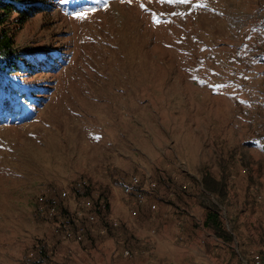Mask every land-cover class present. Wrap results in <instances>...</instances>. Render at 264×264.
<instances>
[{
	"label": "rangeland",
	"instance_id": "1",
	"mask_svg": "<svg viewBox=\"0 0 264 264\" xmlns=\"http://www.w3.org/2000/svg\"><path fill=\"white\" fill-rule=\"evenodd\" d=\"M33 3L39 8L37 13L23 22L17 20V13H12L1 25L12 37L9 51L14 61L10 66L0 59V261L18 263L22 251L28 249L35 251L32 264L49 259L54 264V232L78 245L95 227L105 233L109 227L120 226L119 221L111 224L114 218L110 216V188L98 185L95 172L100 168L115 170L117 156L102 152V147L110 151L109 141L115 140L110 138L118 137L119 128L122 134L132 131L130 107L124 106L120 98L124 93L132 98L145 96L151 94L152 85L157 89L162 83H176L177 90L154 92L188 93L196 102H191L192 111L200 112L210 109L207 105L212 97L215 117L207 120L215 125L206 123L204 115H195L204 139L200 158L187 130L182 140H177L178 156L162 159L165 148L154 149V161H143L147 172L139 168L138 173L129 174L140 178L139 186L146 199L130 205L128 210L132 216L145 208L158 211L162 202L164 206L171 205L164 210L178 214L172 219L173 227H183L181 216L195 220L196 215L203 235H207L213 231L204 226L200 206L215 205L223 227L232 235L227 241L246 245L248 249L240 252L246 264H255L259 259L263 264L264 249L259 243L264 227V72L258 73L259 57L255 52L264 51L259 44L264 28L258 22L252 29L246 24L248 16L264 19V0ZM249 49L255 56L249 59L245 55L250 72L234 71V66L244 67L237 58ZM200 67L214 76L229 74L223 78L230 79V84L222 89L207 85L220 88L212 91L217 96H211L206 88L178 91L182 89L179 83H193L198 73L195 70ZM183 71L190 74L188 78L182 77ZM207 78L214 77L208 74ZM242 80L247 87L232 84ZM162 120L163 117L154 123L155 145L168 147V136H177L178 132H163ZM84 139L94 144L82 145ZM84 148L89 154H84V161L80 155L73 157L76 170L69 179L66 160L59 163L63 170L54 178V155H65L69 149L81 152ZM206 172L224 181V196L200 187ZM116 175L112 171V176ZM117 177L114 183L119 186L128 180L120 174ZM87 186L90 191L86 192ZM63 190H69L71 197L60 198ZM83 197L94 201L95 208L86 210L78 220L72 219L76 201ZM186 197H193L194 203L186 202ZM45 199L47 205H57L56 217L39 212ZM29 210L32 217H28ZM90 212L96 213L95 221L89 219ZM60 220H66L65 224L74 229L77 224L86 228L83 239L64 237ZM152 222L151 226H155L156 219ZM150 232L155 234L156 230L151 228ZM6 245H11L10 249L1 250ZM123 254L131 255L129 247ZM75 256L83 264L82 257ZM93 260L101 259L94 254Z\"/></svg>",
	"mask_w": 264,
	"mask_h": 264
},
{
	"label": "crops",
	"instance_id": "2",
	"mask_svg": "<svg viewBox=\"0 0 264 264\" xmlns=\"http://www.w3.org/2000/svg\"><path fill=\"white\" fill-rule=\"evenodd\" d=\"M257 22L260 23L262 28H264L263 18L262 20H253L250 16H248V23L246 24V28H254ZM226 39H230L229 35L226 36ZM246 43L250 44L251 42L247 41ZM259 44H262V48L264 49L263 35L259 39ZM253 53L254 52L249 49L247 53H244L242 55V57L237 58L239 59L238 61H243L244 67L238 68V66H234L233 70L239 71V69H243V72L247 70L249 73L250 67H246L247 64L245 55H247V57L251 59V57H255L252 56ZM255 53H258V73L261 74L264 72V51L261 50ZM225 57L226 56H224L223 59H225ZM260 65L262 66V68ZM195 71H197L198 73L195 75V80L193 81V83L185 81L179 83L181 84L180 88L182 89L178 91H187L188 89L196 88H198L196 90H200L206 88L208 89V91H210L209 94L211 96H217V94L213 93L212 91L220 90V88L222 89L225 85H228L231 82L230 79L224 80L223 76L227 74L224 72H221L223 75L217 74L216 76H214V74H210L207 69L204 71L203 67H200ZM208 74L213 76L214 78H207ZM188 75H190L188 74V72H184L182 77L188 78ZM209 84H213L220 88L217 87V89H215L207 86ZM232 84H242V87H244L247 83L242 80V82L233 81ZM160 86L161 88L159 89ZM247 86L248 85H246L245 87ZM155 87V85L150 86L149 89H152L150 90L151 94H145V96L139 94L138 97L132 98L124 93V97L120 98L124 106L130 107L129 114L132 118V131L130 132V134H122V129L119 128L120 134H118V137L121 135L122 136L120 139H118V137L110 138L115 139L109 141L110 146L112 145L110 151L107 150L105 146L102 147V152H114L112 154H115L117 156V160L115 162V170H112V167H110V169L100 168L96 171L94 170L98 176V185L110 188L111 195L108 197V201L111 206L110 216L119 221L120 226L114 229L109 227L105 233H102V230L100 231L98 227H95L87 232V237L78 245L76 243L75 245L73 242L63 240L58 234L54 232V264H72L71 262L74 261L76 262V264H79V262L75 260L78 259L75 258V254L82 257L83 264H246L244 258H242L241 256V253L248 249L246 248V245H235V241L233 244L229 243V241L216 237L213 233L209 234V232L207 231V235H203V229L199 227V223L196 221V215H194L196 218L195 220L190 216H181V222L183 219V221H185L183 227H173L172 219H175L176 215L178 214H172L168 209L164 210L169 207L171 208V205L164 206L162 202H159L160 209L158 211L147 210L145 208L144 210L139 211L136 216H132V214L128 210V208L130 207V204L128 202L129 200L122 193V187L119 186V184L114 183V181L118 179V174H120L121 177L125 176L124 179L127 176L126 179H128L129 174L133 173L134 171H137L136 173H138L137 169L139 168H145L147 172L148 167L145 166L146 164L145 162L143 163V161H154V156L156 155V153L153 150L156 148H165L162 159H165L166 156L170 158L172 154L178 156V151L176 150L177 140H182V134L184 130L188 131L190 140H193L195 142L194 145L198 148V152L196 151L198 157L200 158L202 156L204 139H202V136L200 135V128L197 126L198 119L195 115H204L206 123H210L207 119H214L215 116L213 115L215 114L213 111V101L211 99L212 97H210V100H208L210 103L207 106L210 107V109H208L206 112H200V110L198 111L196 109L195 111H192L193 107L191 105V102L194 104L196 102L193 99L189 98L188 93L180 94L177 91H174L172 93L168 92L158 94L159 92H154V90L166 92L172 89L177 90L178 85L176 83H162L158 85L157 89ZM214 99L216 101L218 100L217 97H215ZM156 107H161V109ZM187 116L189 117L187 118ZM162 117L163 120L161 121L162 124L160 127L164 129L163 132L167 131L169 134H171L172 132H178L177 136L167 135L170 144L168 147H166L165 144H162V146L158 147L155 145L154 123L156 119ZM210 125H215V122H211ZM164 141L165 140L163 138L162 142ZM81 144H87L88 146H90L94 143L91 141H86L84 139L83 141L81 140ZM73 145L75 146L74 141ZM180 147L181 149L183 148L182 141ZM82 151L70 152L69 149V152L67 154L62 155L63 157H66V159H63L61 155H54V178H58L59 173H62L63 169H60L61 166L59 163L66 160V171L68 170L67 177L69 179V176L74 173V170H76L73 164V157L80 155L81 160L84 161V154H89V150H86V148H84ZM196 152L194 154H196ZM182 154H184V152H182ZM75 163L77 165L78 161H75ZM201 165L202 164H200L199 166ZM108 171H110L109 174H107ZM112 171L116 172L117 175L112 176ZM127 172L128 174H126ZM113 178H115V180H113ZM200 187L204 190L202 180H200ZM205 192L208 191L205 190ZM122 195L124 197V200L122 198ZM187 198H189V200H187ZM196 198H198V196H196ZM183 199L186 202L191 203H194L192 201L195 200L193 199V197H186ZM173 201V203H176L175 200ZM180 202H182V200ZM206 208L207 207L201 208L200 206L199 214L201 217H203V219ZM29 211L30 213H28V217H32L31 210ZM190 215H193V213H190ZM154 219H156L155 226H151V224L154 223L152 222V220ZM151 228H154L156 230L155 234L150 232ZM260 236L262 237V243L259 244L260 247L264 249V227L260 231ZM200 241H203V243H200ZM10 247L11 245H6L1 250H7L10 249ZM126 247H129L131 251V255L128 257L123 254V250ZM28 251V249L22 251L23 256L21 258V261H18V263H16L15 260L18 256L14 257L15 261L12 264H21ZM12 252H14V249ZM94 254L98 257V259H101L100 262H98L97 260H93ZM58 255L60 256L58 257ZM52 263L53 262H51V260L49 259V261L46 260L43 264ZM0 264L8 263L0 261Z\"/></svg>",
	"mask_w": 264,
	"mask_h": 264
},
{
	"label": "trees",
	"instance_id": "3",
	"mask_svg": "<svg viewBox=\"0 0 264 264\" xmlns=\"http://www.w3.org/2000/svg\"><path fill=\"white\" fill-rule=\"evenodd\" d=\"M36 0H0V59L4 58L5 65H13L14 59L10 54V47L12 45V37L7 30L2 29V23L7 20L12 13H17V20L23 22L29 15L39 11L38 6L33 3ZM202 184L204 190L209 193L224 196L225 183L223 180L215 178L212 174L206 172L202 177ZM88 188V189H87ZM86 192L90 187L87 186ZM203 224L205 227L212 229L217 237L224 240H231L232 235L223 227L221 217L218 213V208L210 205L206 208Z\"/></svg>",
	"mask_w": 264,
	"mask_h": 264
},
{
	"label": "built area",
	"instance_id": "4",
	"mask_svg": "<svg viewBox=\"0 0 264 264\" xmlns=\"http://www.w3.org/2000/svg\"><path fill=\"white\" fill-rule=\"evenodd\" d=\"M141 181L140 178L137 175H131L128 180L123 183L122 187V191L125 194V196L127 197V199L130 202V205L132 206H136L142 202L145 201L146 199V195L143 191V188L140 187ZM71 197V194L69 192V190H63L60 192V198L68 199ZM73 198L76 199L75 194L73 195ZM43 204L39 206V212L40 213H47V215L51 218H54V216L56 217L58 215V207L56 204L53 205H47V199L43 200ZM95 208L94 206V201H92L90 198H78V200L76 201V207L74 209V211L71 214L72 219H77L80 218L82 215H86V210H91ZM97 218L96 213L95 212H90L89 213V219L91 221H95ZM66 220H60L59 224L63 227V235L64 237H70L76 240H82L84 237V233L86 228H84L83 226H80V224H77V228L74 229L73 227H68L65 224ZM111 224L116 225L117 224V220L115 219H111ZM75 231H74V230ZM102 231H104V229H102ZM35 256V251L30 250L28 251V253L26 254V257L24 258L22 264H32V260L34 259ZM261 259L257 260L256 262H254L255 264H260Z\"/></svg>",
	"mask_w": 264,
	"mask_h": 264
},
{
	"label": "snow or ice",
	"instance_id": "5",
	"mask_svg": "<svg viewBox=\"0 0 264 264\" xmlns=\"http://www.w3.org/2000/svg\"><path fill=\"white\" fill-rule=\"evenodd\" d=\"M61 2H66V0H61ZM129 2H131V0H129ZM179 3H187L188 0H178ZM78 16H83L84 14L83 13H78L77 14Z\"/></svg>",
	"mask_w": 264,
	"mask_h": 264
}]
</instances>
